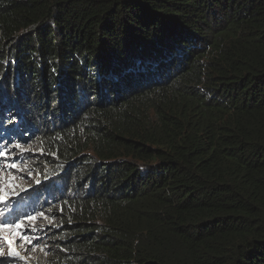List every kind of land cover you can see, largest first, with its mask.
I'll return each instance as SVG.
<instances>
[{"label": "trees", "instance_id": "trees-1", "mask_svg": "<svg viewBox=\"0 0 264 264\" xmlns=\"http://www.w3.org/2000/svg\"><path fill=\"white\" fill-rule=\"evenodd\" d=\"M3 133L38 264H264V0H0Z\"/></svg>", "mask_w": 264, "mask_h": 264}, {"label": "rangeland", "instance_id": "rangeland-1", "mask_svg": "<svg viewBox=\"0 0 264 264\" xmlns=\"http://www.w3.org/2000/svg\"><path fill=\"white\" fill-rule=\"evenodd\" d=\"M23 134L29 138L28 134ZM23 139L16 135L7 137L4 133L0 139V151L8 153L7 157H0V189H7L9 192L6 200L0 203V220L6 218L9 223L23 224V228L19 230L23 239L15 234V230L11 233L0 232V264H38L39 260L47 256L44 244L56 225L51 220L54 214L48 213L51 209L47 205L51 204L44 199L47 196L44 192L47 181L37 176L33 166L36 163L37 149L30 145V141ZM17 144L21 147L16 148ZM10 164L18 167L10 168ZM10 181L16 185L14 189L9 186ZM37 188H42L41 193L37 199L32 200L31 196ZM31 216H36L37 220L30 221L28 218ZM9 239L22 258L11 256ZM42 246L44 249L38 250Z\"/></svg>", "mask_w": 264, "mask_h": 264}, {"label": "snow or ice", "instance_id": "snow-or-ice-1", "mask_svg": "<svg viewBox=\"0 0 264 264\" xmlns=\"http://www.w3.org/2000/svg\"><path fill=\"white\" fill-rule=\"evenodd\" d=\"M15 147L20 148L21 146L17 144ZM7 156H8L7 151H0V157H7ZM8 167L15 169L18 166L15 164H10V165H8ZM12 179L14 180L15 177H13ZM9 186L13 189L16 187V185L12 184L11 181L9 182ZM8 196H9V192L7 191V189H0V203L4 202ZM41 215H43V214H41ZM28 219L30 221H35V220H37V217L31 216ZM21 228H23L22 223H19V222L9 223L6 218L4 220H0V232L7 231V232L11 233L13 230H15V234L17 236H21L20 231H19ZM21 239H23L22 236H21ZM12 244H13L12 240L9 239L8 240V247L10 249L11 256L22 258V257H20V254L17 251V249L12 247Z\"/></svg>", "mask_w": 264, "mask_h": 264}]
</instances>
